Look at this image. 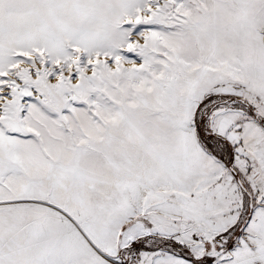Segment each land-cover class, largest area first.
Returning <instances> with one entry per match:
<instances>
[{"label":"snow or ice","instance_id":"snow-or-ice-1","mask_svg":"<svg viewBox=\"0 0 264 264\" xmlns=\"http://www.w3.org/2000/svg\"><path fill=\"white\" fill-rule=\"evenodd\" d=\"M0 264H264V0H0Z\"/></svg>","mask_w":264,"mask_h":264}]
</instances>
